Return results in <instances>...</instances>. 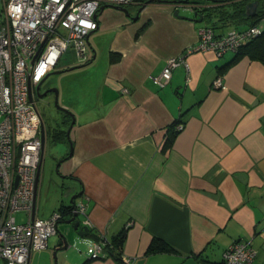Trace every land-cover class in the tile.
Here are the masks:
<instances>
[{"label":"crops","instance_id":"1","mask_svg":"<svg viewBox=\"0 0 264 264\" xmlns=\"http://www.w3.org/2000/svg\"><path fill=\"white\" fill-rule=\"evenodd\" d=\"M126 8L134 17L136 7ZM163 8L170 14V7ZM110 9L99 11L98 28L88 37V61L93 49L94 59L81 62L87 64L63 89L61 106L74 114L69 139L70 115H42L36 214L47 218L80 201L91 225L80 235L65 217L46 248L31 252L28 264H216L235 240L255 250L251 264H264V63L247 56L230 63L235 51L222 57L196 51L160 88L152 76L169 56L194 44L208 20L197 25L178 17L170 33L129 34L122 25L134 19L120 10L114 9L122 15H106L101 22ZM155 22L146 23L148 29ZM226 64L218 87L214 80ZM178 121L183 127L163 151ZM122 231L121 256L91 257L90 240L102 233L112 241ZM153 238L170 248L151 250ZM79 240L83 248L75 252Z\"/></svg>","mask_w":264,"mask_h":264},{"label":"built area","instance_id":"2","mask_svg":"<svg viewBox=\"0 0 264 264\" xmlns=\"http://www.w3.org/2000/svg\"><path fill=\"white\" fill-rule=\"evenodd\" d=\"M145 1V0H144ZM142 0H2L0 16V259L5 264H28L32 251L46 248L48 239L58 230L63 218L60 210L47 218L37 216V199L42 175L44 141L41 115L30 89L53 70L62 53L74 52L76 63L89 57L87 38L98 28L97 14L102 5L126 7ZM143 2V3H142ZM184 3L186 0H171ZM175 7H179L176 4ZM185 8L196 12L199 6ZM264 32V19L245 29L231 28L221 37L210 25L197 31V41L183 51L169 56L153 82L164 87L172 71L187 66L186 56L210 50L216 57L237 51L243 42ZM222 86V77L214 80ZM35 92V91H34ZM183 127L178 122L175 129ZM23 212L18 221L15 214ZM81 225L90 226L85 205L78 201L73 208ZM106 237L90 240L91 257L106 256ZM255 250L248 241L235 240L216 264H251ZM126 262H129L127 259ZM206 264V263H201Z\"/></svg>","mask_w":264,"mask_h":264},{"label":"rangeland","instance_id":"3","mask_svg":"<svg viewBox=\"0 0 264 264\" xmlns=\"http://www.w3.org/2000/svg\"><path fill=\"white\" fill-rule=\"evenodd\" d=\"M176 4H179V7H175ZM214 4H215V2H213L211 0H187L184 3L154 2V3L150 4L152 6L149 10H147L145 12L146 14H144V15L140 14L136 19H134V21L128 20L124 25H122V26H124L122 28V31H124L125 33H129V34L131 32L133 33L136 31H139V32L146 31L145 35L151 34V33L156 32V31L163 33V31H161V30H164V32L166 31L167 33H170L171 31L174 30V27H175L174 22L179 19L178 17H189V18L194 17V14H195L194 11L185 8L188 5H195V6L197 5L199 7H201V6L205 7L203 9L204 20L207 19L205 16H209L212 19V21H214L215 17H216L215 14H217L219 12L218 9L220 8L219 6L214 5ZM261 4H264V0H261ZM131 5L136 7V11L134 12V15H136L138 8L140 7L141 4L133 3ZM164 6L170 7L169 8L170 12H168L170 14H167L165 11H163ZM2 10H3V3H2V0H0V16H2L1 15ZM175 10L178 13L177 16L174 15ZM113 14L116 16L122 15L119 11L114 10V9H110L109 12H107V10H105L103 12V14L101 15V22L102 23L104 22V18H103L104 16H106V15L114 16ZM118 17H121V16H118ZM112 19H115V18H110V20H112ZM155 19H157L158 20L157 22H159V23L148 29L149 26L147 24H149L151 22H155L154 21ZM157 22H155V23H157ZM210 22L211 21H208L207 24L210 25ZM155 23H153V25ZM203 23H206V21H203L201 23H197V25H201ZM118 27H120V26H118ZM112 30H114V29H112ZM96 36H98V35H96V33L92 34L90 36V40H91V43L94 46V48H95V46H97L96 45V39H95ZM108 40H109V37L103 38L102 45L106 47L108 45ZM89 53H90V49H89ZM78 64H80V63H76L74 52L71 49L64 51L62 53L57 65H56V67L49 73V75L46 77V79L42 83V86H41L42 89H45L48 87L58 88V90H59L58 91V105L63 104L62 97H63L64 87L66 85H68L69 83H71L73 78L78 76V75H76V73L80 72L82 70V67L75 68L73 70L62 72L59 74L54 73V71L64 69V68L69 67V66L78 65ZM81 64H83V63H81ZM160 88H162V87H160ZM36 96H37V94H36ZM64 97H65V94H64ZM49 101L52 102L53 98H45L43 100H40V99H38V96H37L36 105H37L38 110L41 113H43V115L45 114L47 102H49ZM50 105H51L50 106L51 111L54 112L53 108H57V106H55V104H54V101L52 102V104L50 103ZM49 162H50V156H48V151H46V166L47 167L49 165ZM15 216L17 217L18 221H20V219H22L24 217V213L23 212H17L15 214ZM80 217H82V216H80ZM75 248H76V250H75ZM75 248L73 247V250L75 252H78V250H80V248H83V244H82V242H80V240L78 241L77 246Z\"/></svg>","mask_w":264,"mask_h":264},{"label":"trees","instance_id":"4","mask_svg":"<svg viewBox=\"0 0 264 264\" xmlns=\"http://www.w3.org/2000/svg\"><path fill=\"white\" fill-rule=\"evenodd\" d=\"M211 1L215 2L214 5L220 7L218 9L219 12L215 14L216 17L214 21H212V19L209 16H205V17L207 18L206 20L212 22V23L210 22L211 23L210 26L214 29L215 35L217 37H221L231 28L235 27L238 29H245L248 26L254 25L260 22L262 19H264V4H261V0H257L259 6H257V13L254 16H248L245 13V6L247 5V3L251 2L250 0H211ZM204 8L205 7L202 6L199 7V10H197L195 13L197 15L199 14L202 15L203 19H204V14H203ZM216 27L217 29H221V30L216 32ZM235 52H236V56L233 58V60L230 63L238 59L239 56H247L251 59H257L260 60L262 63H264V32H262L260 35L250 38L246 42H243ZM227 65L228 64H226L222 69L219 70L218 76H221V74H223L225 67ZM178 122L172 125L173 130L170 129L168 136L165 138L162 146L163 151H166L171 147L175 134L178 131L176 129L174 130V126ZM54 133L55 132L53 131V135L55 136L56 134ZM59 210L63 218L66 217V215H69V211H67L63 206L60 207ZM123 238H124V232L122 231V234L120 236H117L112 241H108V246L106 247V251L108 252L109 255L114 254L116 256H121L120 252H121V245ZM149 247L151 250H154L157 247H159L160 249L170 248L168 244L158 240L157 238L152 239V242Z\"/></svg>","mask_w":264,"mask_h":264},{"label":"water","instance_id":"5","mask_svg":"<svg viewBox=\"0 0 264 264\" xmlns=\"http://www.w3.org/2000/svg\"><path fill=\"white\" fill-rule=\"evenodd\" d=\"M170 1L171 0H145L144 3H143V5L145 6L146 4L152 3V2H170ZM143 5H141V6H143ZM257 6H258V1L257 0H254V1H251V2L247 3V5L245 6V13H246V15H248V16H254L257 13ZM105 7H111V8L120 10L123 13L129 15L128 10H127L126 7L119 6V5H102V6H100V10H103ZM140 10H141V7L139 8V11ZM138 12L136 13V15H134V17L133 16H130V15H129V17L131 19H136L139 16ZM174 15H176V16L178 15V13H177L176 10L174 11ZM184 18H189V17H184ZM190 19H193V20H195L197 22H201L203 20V17H202V15L199 14L198 17H193V18H190ZM87 43H88V46H90V43H89V39L88 38H87ZM94 52H95V50L93 49V55H92L91 59L87 63L91 62L94 59V57H95V53ZM87 63L69 66V67H66L64 69H60V70L54 71V73L59 74V73H62V72H66V71L73 70L75 68H80V67L85 66ZM46 77H44L34 87V91L36 92V94L39 97H42L45 93H47L49 91L53 92L54 93V103H55V105L58 108L62 109L63 111L67 112L72 117L71 123H70V125H69V127H68V129L66 131V135H67V137L69 139L70 129H71L73 123H74V114H73V112L71 110H68L66 108L64 109V107H62L61 105H58V88H56V87H48L42 93H39L40 92L39 90H40L41 84L46 79ZM32 97H33V91H32V89H30L29 99L32 100ZM43 130H44V127H43V123H42L41 124V136H42V140L44 141V131ZM71 150L72 149L70 147V152L68 153V156H70ZM71 204H72V202H71ZM76 216H77V213H73L68 219H65L64 222L65 223H68V224H71L72 225V228L74 230H76L78 232V234L82 235L86 231H88L89 227L88 226H85V225H81V223H80L81 220L78 219V218H76ZM65 243H66V241H65Z\"/></svg>","mask_w":264,"mask_h":264},{"label":"flooded vegetation","instance_id":"6","mask_svg":"<svg viewBox=\"0 0 264 264\" xmlns=\"http://www.w3.org/2000/svg\"><path fill=\"white\" fill-rule=\"evenodd\" d=\"M250 1H254V0H250ZM141 7V10L139 11V8ZM140 7L138 8V14H140L142 11H143V9H144V5L143 6H141L140 5ZM41 86H42V84H41ZM46 89V88H45ZM45 89H42L41 87H40V92L39 93H42ZM38 96V95H37ZM37 96H36V92H34L33 91V97H32V101H35V103H36V99H37ZM45 98H53V101H54V93L53 92H51V91H49V92H47V93H45L42 97H39L38 96V99H40V100H43V99H45ZM52 101V102H53ZM52 102L51 101H49V102H47V106H46V110H49V111H51V105H50V103L52 104ZM55 104V103H54ZM56 106V105H55ZM36 107H37V105H36ZM38 109V108H37ZM54 109V112L55 113H58V112H62V109H60V108H53ZM39 111V110H38ZM40 112V111H39ZM65 114H68L67 112H65V111H63ZM40 115H41V120H42V115H43V113H41L40 112ZM69 115V114H68ZM53 122H54V125L55 126H58L59 124H58V119H55V118H53ZM41 124H42V122H41ZM70 125V124H69ZM69 125H68V127H69ZM68 127H67V129H68ZM72 128V127H71ZM67 131V130H66ZM70 131H71V129H70ZM76 202H78V201H72V204L70 203V204H68V205H65V206H63L67 211H69V215H66V218L68 219L73 213H76V212H73V208L75 207V204H76ZM80 216H79V214L77 213V216H76V218H78V219H80L81 220V217L79 218ZM65 218V217H64ZM64 218H62L61 219V221L62 220H64ZM65 218V219H66Z\"/></svg>","mask_w":264,"mask_h":264}]
</instances>
